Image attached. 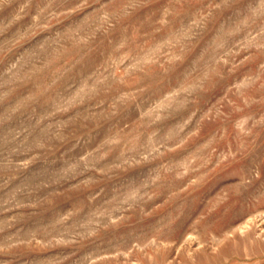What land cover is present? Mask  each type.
Returning a JSON list of instances; mask_svg holds the SVG:
<instances>
[{"label":"rangeland","instance_id":"1","mask_svg":"<svg viewBox=\"0 0 264 264\" xmlns=\"http://www.w3.org/2000/svg\"><path fill=\"white\" fill-rule=\"evenodd\" d=\"M0 264H264V0H0Z\"/></svg>","mask_w":264,"mask_h":264}]
</instances>
